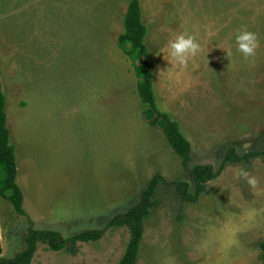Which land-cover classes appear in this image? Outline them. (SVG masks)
<instances>
[{"label": "rangeland", "instance_id": "374dc122", "mask_svg": "<svg viewBox=\"0 0 264 264\" xmlns=\"http://www.w3.org/2000/svg\"><path fill=\"white\" fill-rule=\"evenodd\" d=\"M131 1L0 0V82L27 213L0 197L4 258L25 249L30 228L65 239L104 230L156 174L194 193L162 130L147 123L118 45ZM139 1L157 107L190 141V167L218 170L230 148L264 152V0ZM242 27L258 42L247 59L235 42ZM181 34L201 45L186 66L169 55ZM174 193L160 186L138 264H263L264 156L227 165L196 203ZM130 239L127 228L111 229L76 255L39 243L32 264H119Z\"/></svg>", "mask_w": 264, "mask_h": 264}, {"label": "trees", "instance_id": "16d2710c", "mask_svg": "<svg viewBox=\"0 0 264 264\" xmlns=\"http://www.w3.org/2000/svg\"><path fill=\"white\" fill-rule=\"evenodd\" d=\"M147 31L143 23L140 1L132 0L124 20V33L119 37L118 45L121 50L126 51L127 56L132 61L134 72L138 78L137 93L145 107L144 115L151 116L147 119V123L151 127L162 130L173 152L180 158L183 167L189 174L194 185V193H191L188 182H169L162 175L156 174L142 192L139 202L127 213L120 214L109 221L104 230L84 231L65 239L57 231H40L30 228L24 238L25 249L14 258L2 257L0 248V264H32L39 243L47 245V249L50 251H66L76 255L79 243L97 242L103 238L106 231L123 227L129 230L131 239L119 264H137L145 222L161 205V201L158 199L161 185L173 189L174 194L182 202L196 203L201 195L207 191L208 183L219 178L227 165L249 164L253 159L264 156V152H249L245 155H239L235 148H230L218 170L212 166L190 167L192 161L190 141L182 132L179 123L157 107L150 51L145 43ZM127 45L130 46V50L126 49ZM17 178L16 148L12 143L11 132L8 127L7 97L0 82V197L12 205L16 215L27 217L24 209V194ZM261 251L264 264V242L261 244Z\"/></svg>", "mask_w": 264, "mask_h": 264}, {"label": "clouds", "instance_id": "9594fccd", "mask_svg": "<svg viewBox=\"0 0 264 264\" xmlns=\"http://www.w3.org/2000/svg\"><path fill=\"white\" fill-rule=\"evenodd\" d=\"M235 42L238 45V51L243 53L247 59L255 55V50L258 47L257 37L255 33L248 31L246 28H241L237 31ZM168 47L171 49L169 55L175 58L180 65L186 66L188 58L196 55L201 50V45L194 35L181 34L169 42ZM240 176L247 180L250 185H255V178H250L248 172L243 171Z\"/></svg>", "mask_w": 264, "mask_h": 264}, {"label": "crops", "instance_id": "0c3cea01", "mask_svg": "<svg viewBox=\"0 0 264 264\" xmlns=\"http://www.w3.org/2000/svg\"><path fill=\"white\" fill-rule=\"evenodd\" d=\"M138 260H139V256H138ZM137 264H138V261H137Z\"/></svg>", "mask_w": 264, "mask_h": 264}]
</instances>
